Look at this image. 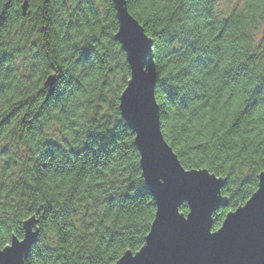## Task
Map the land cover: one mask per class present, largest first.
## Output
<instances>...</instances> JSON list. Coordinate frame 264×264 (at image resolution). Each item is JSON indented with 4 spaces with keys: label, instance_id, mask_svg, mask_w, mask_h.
<instances>
[{
    "label": "trees",
    "instance_id": "16d2710c",
    "mask_svg": "<svg viewBox=\"0 0 264 264\" xmlns=\"http://www.w3.org/2000/svg\"><path fill=\"white\" fill-rule=\"evenodd\" d=\"M25 1L0 0V250L32 221L25 264H117L145 246L156 205L120 110L131 67L115 0H28L24 15ZM126 2L154 41L165 139L185 168L227 180L219 228L264 171V45L246 31L264 0L222 21L205 0Z\"/></svg>",
    "mask_w": 264,
    "mask_h": 264
},
{
    "label": "water",
    "instance_id": "95a60500",
    "mask_svg": "<svg viewBox=\"0 0 264 264\" xmlns=\"http://www.w3.org/2000/svg\"><path fill=\"white\" fill-rule=\"evenodd\" d=\"M29 7L26 0L24 15L30 14ZM115 7L119 20L116 39L127 54L131 78L137 71H146L151 85L138 84L136 77L132 83L131 79L122 94L120 110L138 137L135 143L140 165L156 205V219L145 247L136 254L127 252L117 264H264V171L259 175V191L236 213H228L220 231L211 234L214 214L228 202L222 195L227 180L208 169L185 168L165 139L155 91L158 74L154 41L131 15L126 0H115ZM56 84L57 77L50 76L47 85L51 93ZM184 205L188 213L181 211ZM183 215L189 216L185 219ZM37 239L38 230L32 221L27 222L24 239L13 238L3 249L5 253H0V264H25Z\"/></svg>",
    "mask_w": 264,
    "mask_h": 264
},
{
    "label": "clouds",
    "instance_id": "9594fccd",
    "mask_svg": "<svg viewBox=\"0 0 264 264\" xmlns=\"http://www.w3.org/2000/svg\"><path fill=\"white\" fill-rule=\"evenodd\" d=\"M250 0H205V7L211 9L213 18L222 21L234 15H240L244 10L249 7ZM264 7V5H262ZM247 37L251 46L255 49L257 45H264V22L258 26H253L248 29ZM84 39L83 36H79L78 40ZM261 51L264 52V47L261 48ZM259 75L264 76V72H261ZM257 83L259 80L256 81ZM255 87V84L252 85ZM228 88H225L227 93ZM227 99V95H225ZM247 99V96L240 94L236 97L234 103L237 105L243 104ZM59 127V126H57ZM144 183V176L142 178V184ZM44 242L52 244L55 246V242L58 240L57 232L54 230L53 226H49L44 231Z\"/></svg>",
    "mask_w": 264,
    "mask_h": 264
},
{
    "label": "snow or ice",
    "instance_id": "6c2138e0",
    "mask_svg": "<svg viewBox=\"0 0 264 264\" xmlns=\"http://www.w3.org/2000/svg\"><path fill=\"white\" fill-rule=\"evenodd\" d=\"M134 44L135 45H139V41L135 38V40H134ZM134 77H136V80H137V83L138 84H143V83H145V82H148L149 83V86H150V88H151V85H150V82H149V76H148V73L146 72V71H137L136 72V74H135V76ZM134 77L133 78H131L132 79V83L134 82ZM131 86H132V84H131ZM130 86V87H131ZM130 87H129V89H130ZM121 123H123V121H117V124H116V127H117V129H119V125L121 124ZM125 127L126 128H128V126H127V123H126V125H125ZM138 133V132H137ZM139 134V133H138ZM114 139L116 138V137H113ZM134 139H135V141H137L138 140V137H134ZM202 172H205V173H207V171H202ZM184 173H192L191 171H189V172H185L184 171ZM200 173V172H199ZM208 177L209 178H211V179H213V180H215V181H218L217 180V178L215 177V175H209L208 174ZM259 191V190H258ZM234 211V213H236L237 212V210H233ZM35 215V214H34ZM188 216L189 215H187V216H185V215H183V217L185 218V219H187L188 218ZM155 219H156V217H155ZM213 219L215 220V221H217V220H219V217L217 216V217H213ZM225 223V222H224ZM224 223L221 225V227H219V228H215L214 227V224L212 225V227L210 228V232H211V234H216V233H218L219 231H220V229L222 228V226L224 225ZM152 227V226H151ZM145 247V246H144ZM143 247V248H144ZM140 252V251H139ZM0 253H5V250H0Z\"/></svg>",
    "mask_w": 264,
    "mask_h": 264
}]
</instances>
